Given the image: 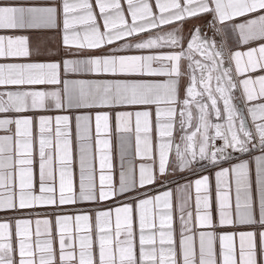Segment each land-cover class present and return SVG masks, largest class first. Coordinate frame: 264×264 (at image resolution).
Wrapping results in <instances>:
<instances>
[{
  "label": "snow or ice",
  "instance_id": "1",
  "mask_svg": "<svg viewBox=\"0 0 264 264\" xmlns=\"http://www.w3.org/2000/svg\"><path fill=\"white\" fill-rule=\"evenodd\" d=\"M0 264H264V0H0Z\"/></svg>",
  "mask_w": 264,
  "mask_h": 264
}]
</instances>
